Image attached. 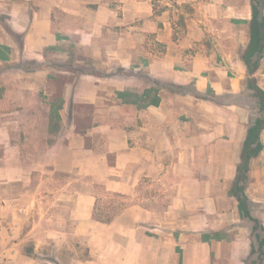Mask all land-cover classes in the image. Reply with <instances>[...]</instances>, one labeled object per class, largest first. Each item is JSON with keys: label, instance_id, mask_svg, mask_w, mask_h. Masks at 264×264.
I'll use <instances>...</instances> for the list:
<instances>
[{"label": "crops", "instance_id": "0c3cea01", "mask_svg": "<svg viewBox=\"0 0 264 264\" xmlns=\"http://www.w3.org/2000/svg\"><path fill=\"white\" fill-rule=\"evenodd\" d=\"M122 2L114 7L95 2L92 29L75 44H58L50 12L40 24L33 17L30 33L22 37L21 7L12 10L11 27L23 39L17 44L7 36L0 44V65L17 63L21 55L35 66L46 64L44 74L39 67L15 73L30 77L24 87L36 98L39 75L72 74L65 63L82 62L71 55L72 48L92 57L95 66L63 83L59 133L30 167V175L39 178L30 192L31 211L38 194L47 192L53 205L70 208L71 214L34 216L30 233L37 228L36 239L46 235L57 249L72 236L86 239L88 257L76 251L69 264H249L252 228L231 188L257 113L249 80L264 90V49L252 72L233 46L251 43L252 0H170L159 11L151 0ZM48 48L55 49L51 59ZM238 93L251 100L252 115L242 114L236 101L221 100ZM8 96L6 85L4 92L0 89L5 149L0 183L17 179L26 167L21 145L11 135L13 123L20 122L6 117L14 113L6 109ZM87 104L94 107L95 122L84 128L75 120L82 114L76 107ZM50 111L40 125L46 132L53 126ZM94 133L107 135L113 163L108 152L88 147L87 137ZM260 138L263 147L246 168L245 194L264 226L257 209L264 201V128ZM45 172L65 174L67 183L40 190L44 177L51 179ZM71 173L79 183L84 178L82 188H69ZM87 175L112 193L128 195L131 203L110 219L96 217L99 196L87 189ZM39 226H48L46 234ZM17 229L3 247L5 263L44 264L20 250ZM0 235L7 241L6 232Z\"/></svg>", "mask_w": 264, "mask_h": 264}, {"label": "rangeland", "instance_id": "374dc122", "mask_svg": "<svg viewBox=\"0 0 264 264\" xmlns=\"http://www.w3.org/2000/svg\"><path fill=\"white\" fill-rule=\"evenodd\" d=\"M98 1L107 3L113 7L123 3L122 0H0V44H6V41L9 40L7 36L13 41L17 40V44H21V40L23 39L20 38L18 34H14L11 27V25L14 24L12 10L15 6H20L22 10L21 19L23 18V25L25 26V29L22 31V37L30 33L33 17H39L40 24L42 19L50 12L52 30L57 33L59 40L58 44H75V42L81 38L83 32L92 29V20L95 15L94 9L96 8L95 2ZM151 2L154 4L156 11H159L163 10L166 7L165 3L170 2V0H151ZM39 31H41V26H39ZM107 33L109 34L108 39H110L111 33L109 31H107ZM102 41V39L97 40V42ZM249 45L250 44H233L237 57L244 58L246 63L247 60L253 61L258 66L262 53L251 54L248 50ZM65 48H68V45ZM54 50L53 48L45 50L47 58H53L52 53ZM82 52L83 50L71 49V55L82 61L65 63L64 67H67L72 74L63 75L54 70L50 71L48 76L39 75V94L37 98L34 91L32 92L29 87H24L30 85V77H18L15 73L21 70L31 71L33 69V71H35L34 69L39 67V72H43L40 74H44L48 71L46 64H38L35 66L31 59H28L25 55H21L22 59L17 63L0 65V85H2L0 89L3 88L4 92L7 85L10 92V96H8L5 101L6 109L14 110V113L7 114L6 117H8L10 121L18 120L20 122V126L17 125V123H13L14 129L11 130V135L12 138L21 145V153L23 156L22 163L26 166L23 171L18 172L20 174H18L17 179H12L7 183H0V203H2L0 204V231L6 232L8 235L7 241L0 235V264H6L5 262H7L8 257L6 255L4 256L3 247H5L4 245H6V243L11 244L14 240L12 235L15 233V227L18 228L17 232H19L17 233V240L20 250L26 255L39 258L44 264H69L74 255L76 256V251H78L81 257H88L89 255L87 240L82 237L72 236L60 249H57L56 242L46 235L41 241L36 239L34 234L37 228L30 233L32 227L31 221L34 216L46 218L48 214L52 215V217L53 215L67 216L71 214L70 208H68V211L66 208L60 209L56 204L53 205L56 201L53 196H49L47 192L38 194V206L31 211L30 192L31 189L37 185L39 178L30 175V167L34 161L41 159L48 144L53 143L59 133L60 122L62 120L60 109L63 105V83L72 80L75 75L82 71L90 70L95 67L93 58L84 55L85 53ZM58 65L61 66V64ZM207 92L210 94L211 89ZM19 95L21 97L20 102ZM16 96L18 97V101L15 99ZM221 100L236 101L242 114L248 112L250 115L253 114L252 108L254 105L249 98L243 96V93L234 94L227 98L222 97ZM246 103H249L248 107ZM49 107L51 108L50 119L53 120V126L46 132L40 125L42 120L45 119L44 115ZM76 108L80 111L82 110V114L80 117L76 115L75 120L80 121V124L84 128L93 125L95 122L94 107L87 104ZM87 138L88 147L93 148L97 152H108L109 163H113V155L108 149L109 140L107 135L94 133ZM4 153L5 149L0 145V157L4 155ZM256 162L258 163V161ZM1 163L2 160H0V164ZM10 175L12 177L15 176L14 172L10 173ZM44 175L51 176L49 177L51 179L47 180V178L44 177L43 185H41L40 190L41 188L46 190L48 184L54 188L62 181L67 183V177L60 172H45ZM72 175L71 173L68 178L70 181L69 188H78L79 184L82 188V181L84 178H81L79 183L77 178ZM85 179L87 189L95 190L99 196L95 210L96 213L94 214L96 217L110 219L123 211L132 201L126 194L118 195L108 191L102 182L95 181L91 175H87ZM152 193V196L157 195L154 192ZM262 195L264 196V192H262ZM257 209L261 212V218L263 219L264 201L257 205ZM16 219L21 221V225L16 226L13 224V221ZM47 227L48 226H39L45 234L47 232ZM50 227L52 228L54 226L51 224ZM258 233L264 236L261 230H259ZM9 236H11V239H9ZM255 258H257L256 254H250L248 261L255 260Z\"/></svg>", "mask_w": 264, "mask_h": 264}, {"label": "trees", "instance_id": "16d2710c", "mask_svg": "<svg viewBox=\"0 0 264 264\" xmlns=\"http://www.w3.org/2000/svg\"><path fill=\"white\" fill-rule=\"evenodd\" d=\"M264 0H252L253 17L251 30V43L248 50L251 54H261L264 49ZM250 70L253 72L257 68V64L247 60ZM249 87L254 91L252 99L256 107V116L248 129V135L245 140L242 153V161L238 165V174L232 183L231 193L239 200V207L242 215L252 228V251L256 254L255 260H250L249 264H263L264 259V236L258 233L261 230L264 233V226L260 219L253 216L249 208V199L245 194V183L247 178L246 168L249 167V160L256 155L263 147L260 134L264 128V90L260 88L253 79L249 80Z\"/></svg>", "mask_w": 264, "mask_h": 264}]
</instances>
